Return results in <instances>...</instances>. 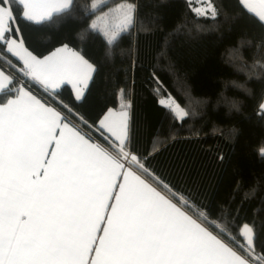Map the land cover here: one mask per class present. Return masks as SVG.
Masks as SVG:
<instances>
[{
  "label": "snow or ice",
  "instance_id": "1",
  "mask_svg": "<svg viewBox=\"0 0 264 264\" xmlns=\"http://www.w3.org/2000/svg\"><path fill=\"white\" fill-rule=\"evenodd\" d=\"M188 3L197 18L215 22L221 15L218 0ZM77 6L0 0V264H264V242L257 243L264 222L242 220L231 208L212 218L150 168L151 152L133 149L130 102L91 123L78 111L97 71L82 48L64 43L42 54L41 41L27 46L21 21L45 27L89 19L76 38L101 37L109 57L123 35L147 30L134 0H89L79 17ZM236 8L233 19L248 17L261 34L252 64L241 70L260 78L264 0H236ZM229 51L232 60L242 59L239 49ZM69 85L71 104L61 98ZM180 91L185 105L155 78L157 104L177 122L190 115V95ZM258 115L264 119V104Z\"/></svg>",
  "mask_w": 264,
  "mask_h": 264
},
{
  "label": "trees",
  "instance_id": "2",
  "mask_svg": "<svg viewBox=\"0 0 264 264\" xmlns=\"http://www.w3.org/2000/svg\"><path fill=\"white\" fill-rule=\"evenodd\" d=\"M76 2L79 17L80 6L89 0ZM134 2L147 30L137 28L123 35L110 57L101 37L88 36L83 42L76 38L89 19L70 17L58 26L45 27H26L21 21L20 26L30 49L41 41L39 51L47 54L67 43L82 48L94 64L97 71L90 92L78 109L90 123L108 108L120 110L121 103L130 102L133 149L142 155L152 153L150 168L178 193L191 197L200 211L210 210L212 218L221 208H231L239 211L242 220L255 219L260 225L264 222V119L258 113L264 102V76L250 78L240 67L252 64L259 29L248 17L233 19L236 0H218L222 8L215 22L197 18L188 0ZM181 25L187 29L178 31ZM249 39L253 45L241 47V40ZM231 49H239L242 59L232 60ZM155 78L182 105L186 101L180 89L189 93L190 115L183 122L174 121L157 104ZM61 98L73 102L69 86L63 88ZM261 242L264 232L257 239Z\"/></svg>",
  "mask_w": 264,
  "mask_h": 264
},
{
  "label": "crops",
  "instance_id": "3",
  "mask_svg": "<svg viewBox=\"0 0 264 264\" xmlns=\"http://www.w3.org/2000/svg\"><path fill=\"white\" fill-rule=\"evenodd\" d=\"M61 46V45H60ZM60 46H57V47H60ZM55 49V48H54ZM53 49V50H54ZM69 87H70V89H71V86L69 85ZM71 92H72V95H73V97H74V92L71 90ZM111 109H113V108H111ZM113 110H115V111H119V110H116V109H113ZM129 112H130V109H129Z\"/></svg>",
  "mask_w": 264,
  "mask_h": 264
},
{
  "label": "rangeland",
  "instance_id": "4",
  "mask_svg": "<svg viewBox=\"0 0 264 264\" xmlns=\"http://www.w3.org/2000/svg\"><path fill=\"white\" fill-rule=\"evenodd\" d=\"M195 6H197V5H195ZM195 6H194V7H195ZM262 104H264V102H262Z\"/></svg>",
  "mask_w": 264,
  "mask_h": 264
}]
</instances>
